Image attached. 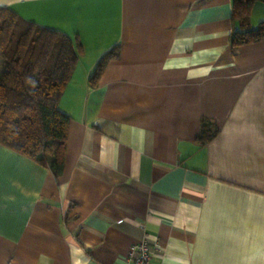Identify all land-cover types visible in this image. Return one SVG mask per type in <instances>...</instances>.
<instances>
[{"label": "crops", "instance_id": "1", "mask_svg": "<svg viewBox=\"0 0 264 264\" xmlns=\"http://www.w3.org/2000/svg\"><path fill=\"white\" fill-rule=\"evenodd\" d=\"M0 6L82 47L61 175L0 144V264H131L143 236L150 264H264V37L231 47L234 0Z\"/></svg>", "mask_w": 264, "mask_h": 264}, {"label": "trees", "instance_id": "2", "mask_svg": "<svg viewBox=\"0 0 264 264\" xmlns=\"http://www.w3.org/2000/svg\"><path fill=\"white\" fill-rule=\"evenodd\" d=\"M255 1L234 0L237 29L231 47L264 37V21L250 27ZM82 47L77 38L23 19L0 6V144L47 164L61 175L70 116L59 108L60 97L72 76ZM118 47L106 51L95 64L89 82L95 85ZM217 128L203 122L197 141L204 144Z\"/></svg>", "mask_w": 264, "mask_h": 264}, {"label": "built area", "instance_id": "3", "mask_svg": "<svg viewBox=\"0 0 264 264\" xmlns=\"http://www.w3.org/2000/svg\"><path fill=\"white\" fill-rule=\"evenodd\" d=\"M158 246L157 242H151L145 236L137 239L130 248L129 260L131 264H150L153 248Z\"/></svg>", "mask_w": 264, "mask_h": 264}, {"label": "rangeland", "instance_id": "4", "mask_svg": "<svg viewBox=\"0 0 264 264\" xmlns=\"http://www.w3.org/2000/svg\"><path fill=\"white\" fill-rule=\"evenodd\" d=\"M1 62H2V61H1V59H0V64H2Z\"/></svg>", "mask_w": 264, "mask_h": 264}]
</instances>
